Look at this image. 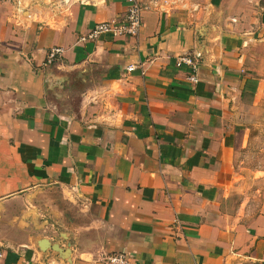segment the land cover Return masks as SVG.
Wrapping results in <instances>:
<instances>
[{
  "label": "crops",
  "instance_id": "crops-1",
  "mask_svg": "<svg viewBox=\"0 0 264 264\" xmlns=\"http://www.w3.org/2000/svg\"><path fill=\"white\" fill-rule=\"evenodd\" d=\"M136 1L137 36L81 42L127 1L0 0L2 264H264V171L234 115L264 0Z\"/></svg>",
  "mask_w": 264,
  "mask_h": 264
},
{
  "label": "built area",
  "instance_id": "built-area-1",
  "mask_svg": "<svg viewBox=\"0 0 264 264\" xmlns=\"http://www.w3.org/2000/svg\"><path fill=\"white\" fill-rule=\"evenodd\" d=\"M126 1L127 7L124 15L120 19L96 23L86 35L79 39V41H92L106 33L112 34L113 36H137L142 26L141 7L136 0ZM63 53L64 49L62 47H53L49 49L46 53V64H52L53 62L59 60ZM198 59L199 54L197 53L194 56L183 53L175 58L176 67L187 68L188 75L186 79L192 84H196L199 80L197 75L199 63ZM134 69V66H129L127 71L130 72ZM2 260L3 251L0 249V264H2ZM102 260L107 264H129L127 255L124 253L106 255L102 258Z\"/></svg>",
  "mask_w": 264,
  "mask_h": 264
},
{
  "label": "rangeland",
  "instance_id": "rangeland-1",
  "mask_svg": "<svg viewBox=\"0 0 264 264\" xmlns=\"http://www.w3.org/2000/svg\"><path fill=\"white\" fill-rule=\"evenodd\" d=\"M255 85L245 92L234 110L235 120L245 130L246 138L254 144L242 158L243 164L255 171H264V59H254ZM245 158V159H244ZM244 165V166H245ZM67 212L69 208L64 207Z\"/></svg>",
  "mask_w": 264,
  "mask_h": 264
},
{
  "label": "water",
  "instance_id": "water-1",
  "mask_svg": "<svg viewBox=\"0 0 264 264\" xmlns=\"http://www.w3.org/2000/svg\"><path fill=\"white\" fill-rule=\"evenodd\" d=\"M42 242H43V243H46V241H45V240H44V241H42ZM67 246H69V244H67V245H66V247H67ZM66 247H64V248H61V249H60V252H61V251H67V249H69V247H67V248H66ZM56 249L59 251V247H58V245L56 246Z\"/></svg>",
  "mask_w": 264,
  "mask_h": 264
}]
</instances>
